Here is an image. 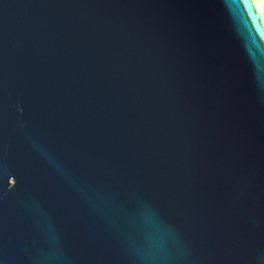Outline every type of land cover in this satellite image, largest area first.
I'll return each mask as SVG.
<instances>
[{"label": "water", "instance_id": "water-1", "mask_svg": "<svg viewBox=\"0 0 264 264\" xmlns=\"http://www.w3.org/2000/svg\"><path fill=\"white\" fill-rule=\"evenodd\" d=\"M0 264H264L261 0H0Z\"/></svg>", "mask_w": 264, "mask_h": 264}, {"label": "bare ground", "instance_id": "bare-ground-1", "mask_svg": "<svg viewBox=\"0 0 264 264\" xmlns=\"http://www.w3.org/2000/svg\"><path fill=\"white\" fill-rule=\"evenodd\" d=\"M262 1V3H263V6H264V0H261Z\"/></svg>", "mask_w": 264, "mask_h": 264}]
</instances>
